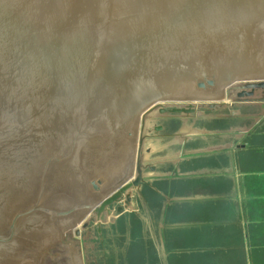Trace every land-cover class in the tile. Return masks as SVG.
<instances>
[{
	"label": "water",
	"instance_id": "1",
	"mask_svg": "<svg viewBox=\"0 0 264 264\" xmlns=\"http://www.w3.org/2000/svg\"><path fill=\"white\" fill-rule=\"evenodd\" d=\"M225 96L264 103V0H0V177L28 180L10 185L20 195L0 224V249L34 217L70 215L54 237L72 246L64 231L87 215L82 229L97 221L101 232L109 206L124 200L122 212L145 182L146 135L135 175L129 167L106 187L84 159L111 152L155 110L201 115L197 106L219 109ZM56 176L96 192L58 209L61 194L47 198Z\"/></svg>",
	"mask_w": 264,
	"mask_h": 264
},
{
	"label": "rangeland",
	"instance_id": "2",
	"mask_svg": "<svg viewBox=\"0 0 264 264\" xmlns=\"http://www.w3.org/2000/svg\"><path fill=\"white\" fill-rule=\"evenodd\" d=\"M256 93L257 96H261L262 90L258 89ZM221 102L225 103L224 106L215 110L197 106L201 115L170 113L161 115L158 110L153 111L145 125V139L148 141L144 143L141 151V163L145 182L152 180L162 193L144 187L146 183H142L141 187L132 190V204L124 207L122 212H117L116 209L118 205L125 204L124 200L109 206L112 214L108 215L106 222H101V232L97 221H89L88 226L82 229L83 222L88 220L90 215L81 221L78 220L76 227L82 230L81 235H75V228L71 230L66 228L63 237L64 240H72L75 244L72 246L60 242L57 238L50 239L52 242L45 244L38 257L40 264H242L236 253L239 230L245 232L246 242L244 239L242 248L248 252L257 250V257H254V260L262 264L264 250L261 247L254 248L253 244L255 240L261 241L264 237V175L244 178L246 191L242 198L246 199L247 208H239L237 203L225 205L218 201L213 204L215 202L213 195L217 190L214 191L211 185H206L204 197L200 199L202 202L194 209L191 206V196L196 195L204 185H198L199 182L196 180L184 179L187 174L200 169L206 162L204 160H213V156L204 155L208 152L199 150L206 142L213 141V130L237 129L236 148L239 149L248 143L250 156H246V160H249L247 162L249 167L261 168L264 165L263 157L253 149L254 144L264 142V103L233 102L228 101L227 96L222 98ZM159 124L163 129L155 130V126ZM244 127H247V130H242ZM204 129L206 132L202 131ZM202 135L209 136V140L203 141ZM139 136L138 124L130 137L128 136L132 140L128 153L130 159L128 167L125 168L128 170L130 167L131 172L129 171L128 176L136 170ZM226 136L225 140H228L232 135ZM124 137L121 142L118 140L120 143L112 145L111 152L126 141L128 137ZM220 159L222 164H228L224 156L221 155ZM96 160L95 158L94 162L90 161L89 166L96 165ZM109 166L107 173L114 170L111 178H114L113 180L123 177L122 174L126 173L125 169L117 170L114 166ZM151 166H155V170H152ZM118 172L121 176L115 175ZM161 175L166 177L156 180ZM35 178L40 180V174L35 175ZM54 179V182L51 179L47 198L53 202L54 197L57 199L61 194L60 197L62 196L64 200L61 201L62 204L51 203L57 205L58 209L81 199L88 192L90 195L93 194L90 192H95L92 186H88L89 189H85L84 186L75 189L72 188V182L68 181L70 185L67 186L61 177L56 176ZM224 193H228V190ZM187 195L189 199L185 201ZM70 218L68 215L63 219H51V222L58 224L63 220L61 224L65 227L64 223ZM29 237L35 240L37 236H27ZM23 255L33 257L32 254L21 252L20 261ZM34 262L31 259L27 260L26 264Z\"/></svg>",
	"mask_w": 264,
	"mask_h": 264
},
{
	"label": "crops",
	"instance_id": "3",
	"mask_svg": "<svg viewBox=\"0 0 264 264\" xmlns=\"http://www.w3.org/2000/svg\"><path fill=\"white\" fill-rule=\"evenodd\" d=\"M237 129H230V130H213V141L208 143L206 142L204 144V147L200 148L199 150L208 152L207 154H204L206 157L213 156V160H204L206 161L200 169L195 170L193 173L187 174L184 176V179L186 180H196L199 182L198 185H204L202 186L201 190H198L196 195L191 196V203L192 207H199L202 200L201 198L204 197L205 186L211 185L212 190L216 191L213 195V204H216L218 201L220 204L228 205V203H237L239 208H247L246 206V199L242 198L244 196V193L246 191V184H244V178L246 176H253V175H264V165L261 166V168H257L255 166L249 167V160H246V156H250L249 151L250 148L248 146V143H245L242 145L241 148H236L237 144L235 143V140L237 138ZM242 130H247V127H244ZM203 132H206V129L202 130ZM218 133V134H217ZM229 133V134H228ZM263 132H260V134ZM211 134V135H212ZM226 135H232L228 136L229 139L225 140ZM185 137V135H183ZM202 140L207 141L209 140V136L202 135ZM184 140V139H182ZM253 149L256 150V153L261 155L264 160V142L259 144H254ZM252 149V148H251ZM221 155L227 158L228 164H222L221 162ZM253 156L254 154L251 153ZM162 177L166 176H158L156 180L163 179ZM166 179V178H165ZM170 182V181H169ZM144 187L152 188V190L157 191L158 193H162L160 188L152 182V180H149V182H145ZM228 190V193H224ZM219 200H218V199ZM189 196L187 195V199L184 198L185 201H188ZM221 199V200H220ZM229 199V200H226ZM195 209V208H194ZM249 228V227H248ZM252 229V228H251ZM252 233L254 231L252 230ZM250 234V233H248ZM247 236V232H246ZM244 239L245 238V232L243 233L242 230H239L237 232V254L239 258L241 259L242 264H260L257 260H254V257H257L256 251H250L248 252L244 248ZM254 248L261 247L262 250H264V237L260 240H255V244H253ZM239 251V252H238ZM264 253V251H262ZM256 255V256H255ZM264 264V262L262 263Z\"/></svg>",
	"mask_w": 264,
	"mask_h": 264
},
{
	"label": "bare ground",
	"instance_id": "4",
	"mask_svg": "<svg viewBox=\"0 0 264 264\" xmlns=\"http://www.w3.org/2000/svg\"><path fill=\"white\" fill-rule=\"evenodd\" d=\"M188 103L198 104V101L197 102L196 101H165V102H161L159 104H163L165 106H172V105L173 106H181V105H186ZM150 116L145 115V116H142L138 120L137 126H138V124L140 126V136L146 135L145 131H143L144 129H142V126L143 125L145 126V124L147 122H149ZM132 132H133V130H132ZM129 137L126 139V141H124L123 143L118 145L114 152L109 151L110 153L106 152V154H103L99 159L96 158L97 159L96 161L99 163L97 164V162H96V165H94V166H91V167L89 166L91 162H94L93 160H91V162H90V160L86 161L84 159L83 163H86V165H87L84 168L87 170H89V168H90V173H92L93 176H97L99 179L105 180V182H104L105 184L103 185V187L108 186L110 183H112L114 181L113 180L114 178L111 179L113 177L114 170L113 171L110 170L111 172L109 171V173H107L109 168H110L109 165H111L112 167L114 166V168H116L117 170H122V169H125L126 167H128V162L130 159V155H128V153L130 152L129 150H130V147L132 144L131 143L132 140ZM139 137L137 138L138 141H139ZM146 141H148V140L144 139V143ZM143 147H144V145H143ZM143 147L141 150H143ZM112 153H114V154H112ZM71 165H72V163H71ZM3 169H4V167H3ZM125 170H127V169H125ZM37 173H38V171L36 172V174ZM119 173L120 172L115 173V175L119 176L120 175ZM118 176H116V177H118ZM60 177H63V176H60ZM54 180L55 179L53 177L52 181L54 182ZM63 180H64V178H63ZM19 181L23 182V184H25L28 180L25 176L16 177V176H13L11 174L8 175V173L5 172V170L2 171L1 177H0V224H1L2 220L4 221V219L6 218L8 206L13 205L12 202L15 201L14 196L18 197L20 195L19 190L15 186H13L11 188L10 185L16 184ZM56 182L58 183L57 180H56ZM70 182H72V185H73L72 188L80 189V188H77L80 186H78V185L75 186L73 181H70ZM64 183H66V182H64ZM23 184L21 187L24 186ZM53 184H55V183H53ZM69 185L70 184H68L67 186H69ZM64 187H66V185ZM8 188H10V189H8ZM92 190H94V189H92ZM18 203H19V201H18ZM69 223H70V220H66V222L64 223L65 224L64 226L69 225ZM57 225H58L57 223L54 224L53 222H51L49 220H47V221L42 220L38 217H34V218L27 219L26 221H24V223L22 224V227H21V233H20L19 239H17L15 242H13L10 246H7L6 248L0 249V264H21L22 262H23L22 264H26L27 260H31V259L35 261L34 264H40L38 257L40 256L41 251L44 250L45 244L47 242H52V241H49L50 239H55L54 236L57 233ZM75 229H78V228L75 227ZM31 235L37 236L35 238V240H33L34 238H32V237L27 238V236H31ZM21 252L24 254H32L33 257L23 255L22 256L23 259H22V261H20ZM24 258H26V259H24Z\"/></svg>",
	"mask_w": 264,
	"mask_h": 264
},
{
	"label": "flooded vegetation",
	"instance_id": "5",
	"mask_svg": "<svg viewBox=\"0 0 264 264\" xmlns=\"http://www.w3.org/2000/svg\"><path fill=\"white\" fill-rule=\"evenodd\" d=\"M145 132H146V130H145ZM150 142H151V140H149ZM153 144V143H152ZM153 147H155V146H153Z\"/></svg>",
	"mask_w": 264,
	"mask_h": 264
}]
</instances>
